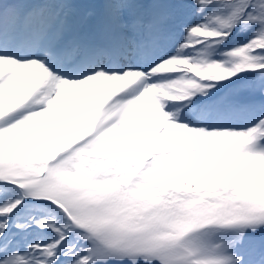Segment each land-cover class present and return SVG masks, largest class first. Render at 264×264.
<instances>
[{
	"label": "snow or ice",
	"instance_id": "obj_1",
	"mask_svg": "<svg viewBox=\"0 0 264 264\" xmlns=\"http://www.w3.org/2000/svg\"><path fill=\"white\" fill-rule=\"evenodd\" d=\"M0 264H264V0H0Z\"/></svg>",
	"mask_w": 264,
	"mask_h": 264
}]
</instances>
